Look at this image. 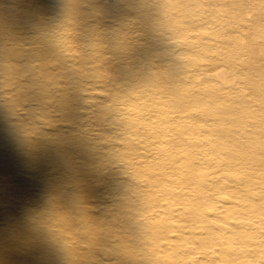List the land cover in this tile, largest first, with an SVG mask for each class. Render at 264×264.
<instances>
[{
    "label": "clouds",
    "instance_id": "obj_1",
    "mask_svg": "<svg viewBox=\"0 0 264 264\" xmlns=\"http://www.w3.org/2000/svg\"><path fill=\"white\" fill-rule=\"evenodd\" d=\"M0 127V264H264V0H0Z\"/></svg>",
    "mask_w": 264,
    "mask_h": 264
},
{
    "label": "rangeland",
    "instance_id": "obj_2",
    "mask_svg": "<svg viewBox=\"0 0 264 264\" xmlns=\"http://www.w3.org/2000/svg\"><path fill=\"white\" fill-rule=\"evenodd\" d=\"M0 234L20 221L23 211L41 192L48 164H32L19 152L16 145L0 127ZM13 264H41L34 254L21 252Z\"/></svg>",
    "mask_w": 264,
    "mask_h": 264
},
{
    "label": "bare ground",
    "instance_id": "obj_3",
    "mask_svg": "<svg viewBox=\"0 0 264 264\" xmlns=\"http://www.w3.org/2000/svg\"><path fill=\"white\" fill-rule=\"evenodd\" d=\"M2 145L0 144V147H1Z\"/></svg>",
    "mask_w": 264,
    "mask_h": 264
}]
</instances>
